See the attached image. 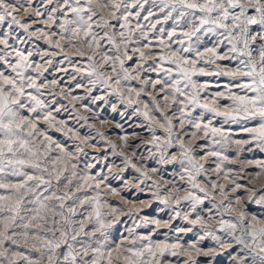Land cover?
<instances>
[{
  "label": "snow or ice",
  "instance_id": "obj_1",
  "mask_svg": "<svg viewBox=\"0 0 264 264\" xmlns=\"http://www.w3.org/2000/svg\"><path fill=\"white\" fill-rule=\"evenodd\" d=\"M65 64L80 76L70 77L74 85L46 75L67 74ZM97 86L103 95L92 94ZM75 89L85 95H73ZM109 96L125 107L120 112L111 104L122 118H143L134 127L150 139L133 130L116 143L94 125L88 127L95 136L81 134L88 117L78 114L77 103L91 111L83 101ZM62 112L69 119L77 112L84 124L70 126ZM52 131L73 143L55 140ZM97 138L123 167L109 165L107 152L83 159L86 149L98 148L91 143ZM142 146L148 157L135 150ZM253 150L264 153V0H0V264H199L198 257L216 252L199 246L205 237L227 252L230 264H264V184L250 188L251 179L240 183L244 177L226 166L243 172L252 165L259 170L253 178L264 176V160L241 159ZM134 158L179 165L175 175L189 187L153 179L161 169ZM201 161L215 165L217 179H198L209 173ZM129 169L139 174L138 191L151 180L153 199L165 207L188 202L191 212L175 211L170 220L189 226L173 229L170 221L142 217L128 236L110 242L109 230L121 222L115 217L132 209L105 198L124 199L109 178L131 191ZM205 200L212 203L208 219L197 212ZM148 225L155 226L150 234H135ZM217 225L228 239L212 231ZM196 226L204 235L182 242L181 234ZM161 228L172 229L176 240L154 239Z\"/></svg>",
  "mask_w": 264,
  "mask_h": 264
},
{
  "label": "rangeland",
  "instance_id": "obj_2",
  "mask_svg": "<svg viewBox=\"0 0 264 264\" xmlns=\"http://www.w3.org/2000/svg\"><path fill=\"white\" fill-rule=\"evenodd\" d=\"M41 46L43 47V42H39ZM27 47V46H24ZM70 54L74 53V50L69 49L68 50ZM57 59H60L59 57ZM82 65H77V67H80ZM63 67L68 68L67 74L64 72H57L55 69H50L49 73H46L48 76V79H52L53 77L60 78L63 77V86H67L69 84L74 85L76 81L70 80V77L76 76V80H80V76L75 73L72 69V67L68 66L67 64L63 65ZM86 79L84 81H81L83 83H86ZM104 89H101L99 86H97V90H94L92 93L96 96H101L104 94ZM73 95L77 96H83L85 95L84 89H75L73 91ZM107 102L105 101H97L95 104L91 103L90 100H85L82 103L88 105L91 108V111H86L84 107H81V103H77L76 108L77 112L80 115H84L88 117V124H85L83 128H80L81 134H88L91 133V135L95 136V131L93 129H90L88 125H94L95 128L100 129L103 131L106 136L116 143H121L119 141V136L125 135L126 133H131L133 130L140 133V136L144 139H150L151 134L146 129H140L135 128V125L144 123L142 117L132 116L131 118L124 117L122 118L118 113L113 112L111 108V104H117L119 107L120 112L125 111V107L123 105H120L117 98L115 96H109L106 97ZM63 103L68 104V101L65 100ZM71 108V106H69ZM131 109H127V112L130 114ZM77 112H72L71 116L72 118L69 119L68 113H61L60 118L62 119H68L69 125L72 127L79 128L81 124H84V121H80L79 124L76 122V115ZM101 120H106L109 123L102 125L100 123ZM121 123L124 125L123 129L116 128L115 124ZM235 127V126H233ZM55 140L65 142L68 145H71L73 143L72 139L66 138L63 136L62 133L52 131L50 133ZM158 135L161 134L160 131L157 132ZM138 141H131V143L134 145ZM91 143L98 144V148H88L86 151H88L89 155L87 157H83V159L89 160L91 162V158L93 156H96L98 154H102L107 152L108 154V161L107 163L109 165L115 164L119 165L120 167H123L122 165V158L118 156L111 155V149L106 148L104 145V142L99 141L97 138L96 141H92ZM147 147H151V145H148ZM138 154L148 157V152L145 147H141L139 149H135ZM176 151V150H173ZM130 154V152H129ZM231 157V153H229ZM234 158V157H233ZM214 159V158H212ZM241 159L244 160H264V153L259 152L258 150H253L252 152H245L242 154ZM134 161L138 164V166L143 163L147 165L148 167H158L160 168V172L153 176V179L160 180L161 182L165 181H175L176 186L180 187L182 190L184 188H188L189 185L185 181H180L179 176L175 175L176 172L180 171L179 165H165L160 166L155 163L154 159H145L143 161L138 160L134 158ZM202 163H205V167L209 169V173L207 176L200 177L198 179L202 180L206 183L208 179H217L215 175L211 173V169L215 167L214 164L210 162L201 161ZM227 167H231L234 169L230 175L233 176H242L244 179L240 180V183L248 184V181L251 179V184L248 185L250 188L254 189H260L262 184H264V176H261L260 178H253L250 174L259 171L258 169H255L252 165H246L244 168V171L241 172L239 170L238 164H226ZM101 168L104 167L103 164L100 165ZM116 171V169H113ZM105 173L107 172V169H104ZM126 180L130 181V188L131 191L128 189H125L123 184L115 179L109 178L111 181V184L113 187H116L118 189H122L121 196L124 197L122 200L118 196L114 195H106V199L111 201L112 203L118 205L120 208L123 209L124 212H128L129 209H132L131 215H118L115 217V219L121 221L120 223L114 225L110 230V242H119L123 237L128 236V233L126 229L135 227L136 224H142L143 220L142 217H148L152 219H161L164 221H170V223L173 225V229L175 227H187V225L182 219L177 218L176 220H170V217L174 215L175 211H179L181 215L191 212V207L188 202H181L179 206L175 204H171L169 207H165V205L161 204L159 201H156L153 199V193L155 192V188L151 187V180L147 181L143 185H139V188H142L143 191H138L137 189V180L136 177H138V173H135L133 170L129 169L127 173L124 174ZM220 183H224L225 185H229L228 181H218ZM172 185H168L170 188ZM210 188V186H209ZM167 191V189L162 188L161 189V195L163 196L164 193ZM226 191L229 192V198L233 200L234 202V195L230 191L229 188H226ZM92 194V193H89ZM183 194V191H181V195ZM237 194L245 195L243 191L238 192ZM197 195H203V193L197 192ZM215 195V201H219L220 197L218 194ZM227 203V201H225ZM145 205H150V207H145ZM253 211H259V206L253 204L250 206ZM142 209L139 213L135 211V209ZM212 208V203L210 200H205V203L203 205H200L197 208V212H199L201 215L205 217V219H208V209ZM211 217L213 221H218L220 219V216L217 215V210L213 209L211 213ZM192 218H195V214H193ZM224 219H228V215L225 214ZM108 219H112V217H108ZM154 225H148L147 227H139L136 228V235H148L150 234V229L154 228ZM212 231L216 232V235H219L223 237L224 239H228V237L224 234L218 231V225L214 226L212 228ZM182 235V242L190 243L197 241L199 239V236H203V230L196 226V228L193 230L192 233H189L187 235ZM156 240H162V239H169L172 241L176 240V234L172 229L168 228H161L159 230V234L155 235L153 237ZM127 243V241H125ZM199 246L203 248L205 252H207L209 249H216V252L213 253L210 256H200L198 257L199 264H230L229 256L226 251L219 248V246L216 244V242L211 237H205L202 241H200Z\"/></svg>",
  "mask_w": 264,
  "mask_h": 264
}]
</instances>
